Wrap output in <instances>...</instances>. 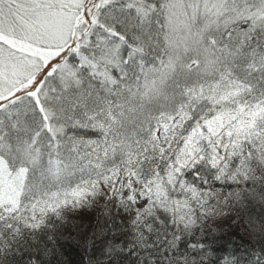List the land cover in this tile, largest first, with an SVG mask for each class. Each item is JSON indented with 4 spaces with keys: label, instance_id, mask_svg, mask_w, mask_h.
Returning a JSON list of instances; mask_svg holds the SVG:
<instances>
[{
    "label": "snow or ice",
    "instance_id": "6c2138e0",
    "mask_svg": "<svg viewBox=\"0 0 264 264\" xmlns=\"http://www.w3.org/2000/svg\"><path fill=\"white\" fill-rule=\"evenodd\" d=\"M0 264H264V0H0Z\"/></svg>",
    "mask_w": 264,
    "mask_h": 264
},
{
    "label": "trees",
    "instance_id": "16d2710c",
    "mask_svg": "<svg viewBox=\"0 0 264 264\" xmlns=\"http://www.w3.org/2000/svg\"><path fill=\"white\" fill-rule=\"evenodd\" d=\"M83 215H87L86 213L85 214H83ZM228 233H226V235H227ZM233 239H235L236 240V242H239V237H233ZM71 254V256H72V258L73 259H76V254L73 252V253H70Z\"/></svg>",
    "mask_w": 264,
    "mask_h": 264
}]
</instances>
